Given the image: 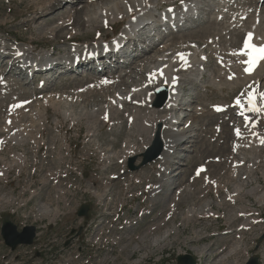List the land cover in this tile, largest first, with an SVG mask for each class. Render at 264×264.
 Segmentation results:
<instances>
[{
	"label": "rangeland",
	"instance_id": "1",
	"mask_svg": "<svg viewBox=\"0 0 264 264\" xmlns=\"http://www.w3.org/2000/svg\"><path fill=\"white\" fill-rule=\"evenodd\" d=\"M53 1L0 0V45L7 47L3 56H12L15 49L26 44L28 49L23 50H27L30 57L49 54L51 59L65 57L71 61L84 46H92L95 42L107 45L122 34L126 20L112 29L102 21L95 23L98 26L81 24L83 18L95 14V5L101 7L106 0H81L79 6L74 5L73 8L66 2L56 6ZM193 1L205 2L194 19L200 21L203 18V24H195L189 30H179L176 26L162 27L150 35L140 32L130 40L129 48L122 46L115 50L119 53L134 48V53H139L134 56L135 64L131 67L130 58L124 60L118 55L123 62L115 63L111 56L105 54L72 70L65 68L67 64L56 66L31 80L26 76L27 72H23V76L18 71L22 64L15 70L13 68L14 71H9L8 60L0 65L3 70H0V76H5L0 77L2 82L22 86L26 83L24 92L21 88L13 90L11 96L0 95V210L10 207L6 206L7 202L19 207L18 215L34 213L42 207L58 213L55 217L52 215L54 219L46 215V229L30 247H18L11 252L0 238V264H176L177 258L184 255L191 256L197 264H245L251 257H257L259 264H264V241L255 250L264 230V154L258 159L260 163L255 165L254 172L248 173L249 160L236 162L237 154L231 152L233 127L243 123L230 106L238 96L244 98L241 93L246 92L249 83L246 81L233 90L220 85L224 82L226 68L218 66L214 56V49H217L220 58L232 61L220 50L228 45L233 50L239 49L241 37L235 43L229 38L248 30L247 26L251 28L254 13L250 14L252 9L247 7L244 11L251 18L246 15L241 21L239 13L242 11L235 8L237 0H221L212 8L207 7V0H169L160 2L162 4L157 10L162 13ZM246 1L255 3L257 0ZM257 2L260 5L258 12L262 14L264 0ZM218 16H224L226 20L213 25L211 22ZM232 17L235 19L233 23ZM60 23L64 24L60 26ZM261 23L264 25V21L260 22L258 33L264 28ZM244 24L246 27L242 26ZM52 29L55 32H51ZM148 35V42L154 43L158 39V45L152 52L148 50L149 44L144 43ZM135 43L140 46L136 48ZM191 46L197 48L198 55H202L205 62L195 73L178 74L183 110L177 116L179 119L174 129L180 131L195 120V129H198L195 134L198 136L193 143L181 142L176 148L172 157L178 164L168 176H162L163 181L161 176H157L161 166L159 159L130 172L126 166L127 159L141 154L148 146L145 143L148 133L153 129L154 135L158 127L161 132L163 126L157 124L152 128L147 122L146 131L137 130L134 126L135 112L144 114L146 108L136 106L133 109L132 103L119 105L120 110L114 103L108 107L110 112H102L111 104L113 96L118 99L116 95L128 94L133 87L142 86L146 71L159 66L158 62L161 66L163 64V69L173 67L176 52L194 55ZM141 49L150 53L140 60ZM163 50H166L164 54ZM228 54L232 56L230 50ZM96 68L102 71L101 74L96 72ZM117 76L123 82H129L128 77H136L137 83L130 81L132 87L126 88L105 85L98 88L96 85L103 81H117ZM259 76L264 80V64ZM50 82L48 89H41L44 83ZM195 83H200V86L195 87ZM159 89L152 90L150 108L156 109L154 104ZM133 95L131 101L139 100L136 103L145 97L135 95V98ZM24 99H29L30 104L23 110V117H19L17 124L10 125L7 132H1L3 127H7L1 117L11 113V107ZM221 105L225 107L219 113L216 109ZM36 108L40 110L39 117L30 116ZM63 113L76 120L63 118ZM102 114L109 116L105 119ZM34 118L38 119L34 121ZM138 121L137 124L142 123ZM218 124L227 131L221 134ZM247 125L248 122L245 123ZM22 126L27 139L24 140L22 134L17 140H11L9 136ZM15 154L24 164L18 168L6 167V164L14 162ZM249 155L255 156L251 151L244 153L245 157ZM111 158L112 161H107ZM139 162L140 159L135 166ZM113 163L119 165L117 169L124 178L110 195L116 174L104 170ZM201 168L204 171L197 176V170ZM144 173L150 182L130 192L132 178L141 176L142 179ZM149 176H154V181L151 182ZM160 184L165 188L163 191L149 194L147 187ZM153 205L156 209L151 213ZM84 207L86 217H77L78 211ZM242 211L245 216L233 223L236 217L244 214ZM6 215L2 213L1 217ZM244 220L249 222L245 235L242 230L235 231ZM152 227H156L155 232L150 231ZM79 231H83L80 238L64 249L67 235L73 232L75 236ZM230 231H233L234 238L227 237Z\"/></svg>",
	"mask_w": 264,
	"mask_h": 264
},
{
	"label": "bare ground",
	"instance_id": "2",
	"mask_svg": "<svg viewBox=\"0 0 264 264\" xmlns=\"http://www.w3.org/2000/svg\"><path fill=\"white\" fill-rule=\"evenodd\" d=\"M90 1H92V0H90ZM97 1H103L104 2L105 0H97ZM106 1H107L106 2L107 4L105 3L101 7L98 5H95L97 7L96 8L97 11L95 12V14L83 18L81 24L90 25V24H95L96 22L100 23V21H102V24H106V25L109 24L107 26V28L112 29L116 26L121 25L123 20H126V23L124 24V26H125L128 22V18H129L128 24L125 27L123 26V28H122V30H123V31H121L122 34L120 33L118 35V38L115 39L114 42L112 41V42L108 43L107 45L105 43H96L95 42L92 44V46H84L81 52L77 53L78 52L77 51L73 55V58L71 59V61H69L65 57H59L57 59H51L49 57V54H42V55L30 57L29 54H27L28 51L23 50L24 48L28 49L26 44H24L23 48L20 47V48L15 49L14 52L12 53V56H9L6 54H5V56H3V54L5 53V50H7V47L0 45V65L8 60V63H6V64H9V71H12L13 68L15 70V68L17 66H19L20 64H23L24 66L21 68V70H18L23 76H24L23 71L27 70L28 73L29 72L31 73L32 77H37V76H39V74H41L43 72H47V71L50 72L56 66H63V65L67 64L65 68L67 70H72L74 67H77L79 65H85L86 63H89L91 60L95 59L94 57L96 54H99V56H102V54H104L103 53L104 50L110 51V53H107V55L111 56L112 59L114 58L113 60L115 63H121V62H123L122 59H119L117 56L119 53L117 54V52H116V54H114L113 52L119 46H124L125 43L130 45L131 44L130 40H131V38H133V36L134 37L137 36L140 32H142V33L146 32L150 35L152 33V31H158L162 27H165V26L166 27H173L176 20H179V21L182 20L183 22H186V26L189 25L188 22H191V25H193V18L195 16L197 10H199V8H201V6L204 7V5H205L204 4L205 2L201 4L200 1H198L196 3H194V1H193L190 4H184L180 7L159 13L157 10V7L159 4H162L160 2H168L169 0H106ZM207 1L209 3L212 2L211 5L208 3V5H207L208 8H212V7L216 6L215 2H217V4L221 3V0H207ZM257 1H259V0H257ZM257 1L255 3H253L254 1H246V0L235 1V8L239 7L240 10L242 11L239 13L240 20L245 18V16L248 14V12L244 11L245 9H247V7L252 9L250 11V14L254 13V15H253V18L251 19V21L253 20L252 21L253 25L250 24L252 26L251 28L249 26H247L248 30H243V33H240L237 36H232L233 38L232 37L229 38L235 43L236 41H240L239 38L241 37V45H240L239 49L233 50L228 45V46H226L225 49L220 50L221 52H223L225 54L226 57H230L232 61H225L224 59L220 58L221 56H220L219 50L214 49V56H215L217 65L220 67L225 66V68H226V75L224 77V82H221L220 85H224V87L230 88L231 90L237 88V86L242 84V83L245 84L246 81H248L249 85H253V87L251 89L248 88L246 90V92L243 95L244 98H241V103L244 104L243 109H241V107L239 105H237L235 103V101L230 106L231 108H234V110H235L234 113H236V116H238V118L240 120H242V123H243V125L233 127V131L231 133V139H232L231 152L233 153V155L237 154L236 158H238V161H236V162L244 163L247 159L249 160L248 161L249 163L247 162V164H248L247 165V172L248 173L254 172L255 165L260 163V161L258 159L259 158L261 159V155L264 154V145H262L260 143V138L264 137V126L262 127V125H264V112L254 113V112L248 111V105L246 102L248 91H257V87H258L259 91H264V80L261 79V77L259 76V73L262 71V66L264 64V60H262L258 63L256 68L251 73V75L245 74L243 72L244 65H242L240 63L241 60H247V56L240 55V52L243 48L242 41L246 38L247 33L252 32L254 34L253 40H252L253 44H255L257 46L264 45V28H262L263 30L260 29L263 31V33H261L262 31L260 32V30L258 33V28H260V22L264 21V15H263L264 9L262 11V14H260L258 12V8L260 5ZM63 2L72 4L70 8H73L74 5L79 6V4L81 3V0H54L53 4H56V6L57 5L59 6ZM250 2H252L253 4H250ZM55 7H54V9H55ZM250 14L247 15L248 18H251ZM45 16H46V14H45ZM225 20H226V17L218 16L211 23L213 25L214 24L219 25L220 23H223ZM230 20H232L231 23H233L235 19L232 17ZM109 22L111 23V25ZM199 23H200V25L203 24L204 20L202 19L199 22H197V24H199ZM60 24H61L60 26H62V24H64V23H60ZM95 25L98 26V24H95ZM191 25L188 27H184L183 29L189 30ZM246 25H248V24L246 23ZM261 25H262V23H261ZM242 26H245V24ZM262 26L264 27V25H262ZM153 27H154V29H153ZM241 28H243V27H241ZM51 32H55V30L52 29ZM149 35L144 38V41H146L144 43L149 44L150 49H148V50H150V52H152L155 49L156 45H158L157 44L158 39L154 43L148 42ZM164 37H166V36H164ZM174 38H177V37H174ZM234 43L232 45H234ZM1 46H3V47H1ZM135 46H136V48H138L140 45H138V43H135ZM210 46H213L212 43L210 44ZM29 47L31 48V46H29ZM165 47H167V46H165ZM192 48H193L194 55H189V54L184 53L185 58L188 62L187 64H184V62L180 60V58L177 55L178 54L177 52L175 53L176 55L174 54L175 56L173 55L174 57L172 56L173 57V67L167 66V67L162 69L163 64L161 66L158 62L159 66H157V67L155 66L152 69L146 71L147 76L145 77V81L142 83V86L133 87L132 89H130L128 91L129 92L128 94L116 95L118 97V99L113 96L112 99H110L111 104L109 106L105 107L103 112H102V113L110 112L108 110V107L112 106L114 103L117 105L118 110H120L119 105L122 106L125 104L127 106V105H131V103H132V105L135 106V107L132 106L133 109H136V106H138L140 108L141 107L146 108L145 109L146 112L144 114H139L140 112L139 113L135 112V118L136 119H134V126L136 127L137 130L146 131L145 123H147V122H148V124H150L152 126V128H154L157 124H161L163 126V129L160 133V140H161L162 145H163V153H162L161 157L159 158V161H161V166L158 168V172H160V174H157L158 177L168 176L169 173L172 172L174 166L176 164H178V163H176L175 160H173L172 156H173V154H175L176 148L181 144V142L187 141L188 143H193L194 142L193 139L198 136L197 134H195V131L197 132V130H198V129L197 130L195 129L197 127V125H196L197 121L195 122V120H192L189 124L183 126V128L180 131L179 130L177 131V129H174L178 123V121H176V120L179 119L177 116H179V114H181V112L183 110V104H182L183 100L181 101V99H180V90H179V87L181 86V83H180L181 80L178 78V74L181 72L195 73V72L199 71L200 65L203 62H205L203 59V56L198 55L197 48L195 46H193ZM228 50H230V54L233 51H236L237 55L233 56L231 54L233 57L230 56L228 54ZM130 51L133 53L127 54L128 52H126V54H123L121 57L124 60L126 58H130L129 63H131V62L132 63L129 66L131 67L132 65L135 64L134 63V56L136 54L134 53V48H131ZM164 51H166V50H163V54H164ZM140 52H141V54H140L141 56L138 57L139 59L140 58L145 59L146 57L149 56L148 53H150V52L147 53V49L143 50V51L140 50ZM76 58H78V60H75ZM98 59L99 58H97V60ZM76 61H77V63L75 64ZM100 64L101 63H99V65ZM104 64L105 63H103V66H102L103 68L105 67ZM126 68L128 69V66ZM142 68H144V66H142ZM218 69H219V71L222 70L220 68H218ZM95 70L98 74H101V72H102L99 68H96ZM1 71H3V70H1ZM18 71H17V73H18ZM31 71H34L35 73L31 72ZM139 71H141V70H139ZM71 72H73V71H71ZM161 72L163 73L162 75H161ZM232 73H235V78L232 80H229L228 76ZM137 74H138V72H137ZM139 74H140V72H139ZM1 76L5 77L4 75H1ZM17 78L23 79V77H19L18 75H17ZM130 78H132V79H130ZM130 78L129 77L127 78V79H129V82L120 81V79L118 77L117 81H115V80L109 81L107 84H103L100 82V83H97L96 85L98 88H102L104 85L109 87V88H115L117 86H121L124 88H126L127 86L132 87L131 84L134 82L137 83V80H136V77H130ZM32 79L33 78H31V80ZM85 80H87V79L85 78ZM197 80H198V78H196V81ZM130 81H133V82L131 83ZM12 82H18V81H12ZM141 82H142V80H141ZM254 82H256V83L254 84ZM25 84L26 83H24L23 86H25ZM244 84H243V86H244ZM23 86L18 85L17 83L15 84V83L2 82V79H0V95L11 96L10 93L13 92V90L17 91V90H21V88H22V91H23ZM50 86H51V82L47 83V84L44 83L41 89L46 90ZM95 86H93V88H95ZM194 86L198 87V86H200V83H195ZM231 86H233V87H231ZM52 87H53V85H52ZM159 87H162L166 90V92L168 94V99L162 108H160V109L150 108L149 105L153 99V98H150V97H153L152 90L153 89L156 90ZM98 88H95V90H97ZM3 89H7V91L3 90ZM98 90H100V89H98ZM88 92H90V91H88ZM147 93H148V96H147ZM79 94H82V93H79ZM132 94L139 95L138 97L144 95L145 97L142 100L140 98V101H141L140 103H136L139 100L136 102L131 101ZM135 95H133V97H135ZM14 99H17V97ZM127 100H129V101H127ZM18 102H21V104H19V106H22L20 109L18 107H11V109H10L11 113L1 117L3 119V122L7 126V127H3L1 129V132L5 133L9 129L10 125L17 124L19 122V119H20L19 117H23V110L26 108V106H28L30 104L29 99H24L23 101L18 100L17 103ZM17 103L15 105H17ZM257 103L260 104L262 102L258 99ZM224 107H225L224 105H221L219 107L221 110L218 112L221 113L224 110ZM241 111L244 112V116L248 117V120H245L244 116H242L240 114ZM197 114H198V117L201 116L200 111H198ZM39 115H40V110H39V108H36V109L32 110L30 116L39 117ZM102 115L107 116V118L109 116L108 114H102ZM62 116L65 119L66 118L68 119L70 117L72 119V121L76 120V118L72 117L70 114L67 115L66 113H63ZM35 119H38V118H34L32 120L35 121ZM137 120H139L138 122H142V123L137 124ZM247 122H248V125L245 126V123H247ZM220 124H222V123H220ZM220 124H218L217 128H218V131H221V134H223L227 130H226V128H224ZM121 125H123V122L121 123ZM149 126L147 125V127H149ZM236 129H240V131H241L240 136L236 135V132H235ZM29 130H31V129H29ZM147 130H148V128H147ZM152 130L148 133V136L145 140V143H147V145H149L151 143L152 136H153ZM24 131H25V128L23 126L18 127L14 131V133L9 136V138L11 140L15 141L18 139V137H20L23 134L25 136L24 140H26L27 139V133ZM146 134H147V132H146ZM30 135H32V134H30ZM141 151H143V150H141ZM248 151L253 152L255 154V156L249 155V156L245 157L244 153H246ZM238 154L241 155L240 158H239ZM107 161H112V158L107 159ZM163 163H165L164 166H163ZM23 164H24L23 161L18 157V155H16L14 157V162L9 164V165L6 164V167L18 168V167H21ZM249 165H251V166L249 167ZM118 166H119L118 164L113 163V164H110L109 166H107L106 170H104V172H106V173L112 172V173L116 174V176L113 177L115 179L116 183L112 186V190L110 191V195L112 193H114V189L117 186L118 182L122 181L124 178L123 173L121 171H119L120 169L119 170L117 169ZM142 176H143L142 179H141V176L139 178H137V177L132 178V184H131V188L129 190L130 192L135 191V187L137 189V187L143 186L147 182H150L147 179V176L145 175V173ZM149 177L152 178L151 182L154 181V176H149ZM159 181L160 180L158 179V182ZM161 181H163V177H162ZM162 188H164V187H162L160 184V185H156V186L147 187L146 189L150 192L149 194L154 195L158 191H163L165 189V188L164 189H162ZM116 189H117V187H116ZM118 194H120V193L118 192ZM231 198H232V196H231ZM234 200H236L235 197H234ZM154 209H156V208L153 205V209L151 210V213L153 212ZM9 210L16 211L17 208H14V207L11 208L10 207ZM13 211H12V214L14 213ZM49 212L50 211L45 207L43 208V212L40 211L39 209H36V211L34 213H29L27 216L22 217V219H23L24 223H28L29 221H32L34 224L42 225L43 227H45L44 222L46 221V218L44 217V213L48 214ZM242 212L244 214L240 215L241 217H239L237 215L238 217H236V219L233 221V223L234 222L237 223L238 221H240V219L243 216H245V212L244 211H242ZM57 214L58 213L56 212V210L54 212L51 211V215H53L54 217ZM238 226H239V228L235 231H241L242 230V232L244 234V232L247 231V228L249 226V222H248V220H244L242 225L239 224ZM150 231L155 232L156 227H154V228L152 227V229ZM148 235H152V233L148 232ZM233 235H234L233 231H230V232H228L227 237L231 239L232 237L234 238ZM141 242H143V240ZM135 251H137V250H135ZM200 253H201V251L199 252V254Z\"/></svg>",
	"mask_w": 264,
	"mask_h": 264
},
{
	"label": "water",
	"instance_id": "3",
	"mask_svg": "<svg viewBox=\"0 0 264 264\" xmlns=\"http://www.w3.org/2000/svg\"><path fill=\"white\" fill-rule=\"evenodd\" d=\"M157 100L154 107L159 109L167 101V92L165 89L160 88L156 92ZM163 152V145L160 140V127H158L156 133L154 134L151 144L146 148V150L140 155L135 157H130L127 160V168L130 172L139 170L140 168L146 166L147 164L157 160ZM138 158H141V162L138 166H135V162ZM86 208H81L77 213L78 217H86ZM0 236L4 242V245L8 247L11 251H14L18 246H31L35 238V228L25 227L20 232L17 231L16 226L10 221L9 217H4L1 220ZM264 240V232L258 239V245L255 247L257 250L259 244ZM177 264H195L194 259L189 256H180L177 258ZM245 264H259L258 258L252 257Z\"/></svg>",
	"mask_w": 264,
	"mask_h": 264
},
{
	"label": "snow or ice",
	"instance_id": "4",
	"mask_svg": "<svg viewBox=\"0 0 264 264\" xmlns=\"http://www.w3.org/2000/svg\"><path fill=\"white\" fill-rule=\"evenodd\" d=\"M253 33L249 32L246 35V38L242 41L243 44V48L240 52V55L242 56H247V60H241L240 63L242 65H244L243 67V72L245 74L251 75V73L253 72V70L256 68V66L258 65V63L262 60H264V45L262 46H257L255 44L252 43L253 40ZM233 56L237 55L236 51H233L231 53ZM178 57L180 58L181 61L184 62V64H187V60L185 58V55L183 53H178L177 54ZM163 73L161 72V75ZM235 78V73H232L228 76L229 80H232ZM102 83H107V81H103ZM256 82H254L255 84ZM253 87V85H248V88L251 89ZM241 95H244V93L242 92ZM260 100L262 103L258 104L257 100ZM247 105H248V111L250 112H254V113H261L264 112V91H259L258 87H257V91H249L247 94ZM235 103L237 105H239L241 107V109L244 108V104L241 103V98L238 96L235 99ZM14 107H19V105H14ZM217 111H220V108L216 109ZM242 116H244V112L241 111L240 113ZM105 119H107V116L104 117ZM245 120H248L247 116H244ZM236 135L240 136L241 135V131L240 129H236L235 130ZM255 134V133H254ZM260 143L262 145H264V137L260 138ZM204 169L201 168L199 170H197L196 175L199 176L201 174V172H203ZM231 199V197H230Z\"/></svg>",
	"mask_w": 264,
	"mask_h": 264
},
{
	"label": "flooded vegetation",
	"instance_id": "5",
	"mask_svg": "<svg viewBox=\"0 0 264 264\" xmlns=\"http://www.w3.org/2000/svg\"><path fill=\"white\" fill-rule=\"evenodd\" d=\"M67 239H68V245L70 246L73 240L71 239V236L68 237Z\"/></svg>",
	"mask_w": 264,
	"mask_h": 264
},
{
	"label": "built area",
	"instance_id": "6",
	"mask_svg": "<svg viewBox=\"0 0 264 264\" xmlns=\"http://www.w3.org/2000/svg\"><path fill=\"white\" fill-rule=\"evenodd\" d=\"M25 224H26V223H25ZM39 228L44 229L45 227H43L42 225H39Z\"/></svg>",
	"mask_w": 264,
	"mask_h": 264
}]
</instances>
